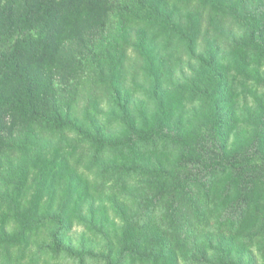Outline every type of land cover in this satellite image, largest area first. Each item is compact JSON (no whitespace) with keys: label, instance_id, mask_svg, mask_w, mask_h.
I'll return each instance as SVG.
<instances>
[{"label":"trees","instance_id":"trees-1","mask_svg":"<svg viewBox=\"0 0 264 264\" xmlns=\"http://www.w3.org/2000/svg\"><path fill=\"white\" fill-rule=\"evenodd\" d=\"M229 53L264 67V0H0V264H233L227 239L262 242L264 111L236 117Z\"/></svg>","mask_w":264,"mask_h":264},{"label":"rangeland","instance_id":"rangeland-1","mask_svg":"<svg viewBox=\"0 0 264 264\" xmlns=\"http://www.w3.org/2000/svg\"><path fill=\"white\" fill-rule=\"evenodd\" d=\"M234 58L235 56L232 53H229V55L222 58L221 64L226 70L230 81L234 85V98L237 103L236 117L241 120L250 112L257 113L259 111H264V67L257 68V66L251 65L247 70V67L250 65L249 61L246 70H243L234 63ZM245 72L250 73L252 75V79L245 80ZM128 86H131V83H128ZM189 106H191L192 109L189 114V129L192 131L198 128L199 123L204 118L205 111L201 108V105L197 103L189 104ZM250 136V129H248L246 125H243L241 128H238L234 131L231 144L232 146L234 144H248L250 141ZM25 184L27 185L28 191L26 199H30L35 187L33 177H26ZM118 201L124 205L125 211H128L131 208V205L123 198H118ZM95 204L97 206L101 205L100 202H96ZM106 213L109 218L107 222V228L110 231L111 237L113 239V245L119 248V245L121 244V233L123 232L124 223L122 222L121 216H119L112 208L110 210L109 207H106ZM263 217L264 197L259 214L254 220L255 223L262 221ZM213 221H215V218ZM80 237H83L84 241L88 244L90 243L95 249H103L104 247L102 239L96 238L90 232H84L83 230L78 229L74 230L73 236L70 235V239L73 240L74 247L78 244ZM245 242L246 241L243 239L237 240L236 242H232L230 239H227L224 242V246H226L231 251V253L232 250L234 252V255H232L228 261H232L233 264H238L237 261L242 264H264V248H262L264 240L253 245ZM147 245L148 241L145 239V242L141 244V247L143 248ZM187 254V251H179L164 262H166V264L167 262L168 264H185ZM164 262L162 260L155 261L153 259L141 258L139 256L128 257L126 260V264H164Z\"/></svg>","mask_w":264,"mask_h":264}]
</instances>
